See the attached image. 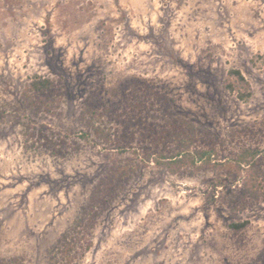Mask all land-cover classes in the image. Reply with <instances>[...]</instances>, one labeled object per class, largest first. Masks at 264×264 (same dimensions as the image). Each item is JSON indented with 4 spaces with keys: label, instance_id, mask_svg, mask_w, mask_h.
<instances>
[{
    "label": "rangeland",
    "instance_id": "rangeland-1",
    "mask_svg": "<svg viewBox=\"0 0 264 264\" xmlns=\"http://www.w3.org/2000/svg\"><path fill=\"white\" fill-rule=\"evenodd\" d=\"M39 77L48 110L26 101ZM174 118L210 162L148 158L179 149ZM245 147L264 148V0H0V264H264V168L237 167ZM114 165L122 185L87 211Z\"/></svg>",
    "mask_w": 264,
    "mask_h": 264
},
{
    "label": "trees",
    "instance_id": "trees-1",
    "mask_svg": "<svg viewBox=\"0 0 264 264\" xmlns=\"http://www.w3.org/2000/svg\"><path fill=\"white\" fill-rule=\"evenodd\" d=\"M30 88L34 95L33 99L30 98L31 96L29 95L26 96V101L29 102L28 104L30 106L37 108L38 111L44 110L45 108L48 110L51 106H53L54 100L50 97L53 88L52 80L46 77L34 78L30 82ZM224 88L231 91H236L237 96L242 100H245L252 95L249 81L238 69H229L227 71V76L224 79ZM135 89L136 88H133L131 92L133 97L137 98L138 93L135 92ZM94 110L98 112V109ZM94 110L89 111L91 114L90 117L93 116L92 111L95 112ZM90 122H92V120H83L81 118V123H84L86 126V128H83L85 127L84 125L83 127H79L83 135L94 133L97 137L111 142V139L109 138V132L101 128H91L92 125ZM169 127L170 131L166 135L168 137L167 139L171 138L173 143L175 142V144L177 143V145H179V149L176 152L158 151L155 153L149 151V153H147L149 159L153 158L152 161H154L156 164L166 165L168 168L172 169L185 164L187 161H190L191 163H196L202 159L207 160L208 162L211 161V156L215 153L213 146L207 150H201L197 148H194L193 150L190 149L191 146L195 144L197 137V131L195 130L193 123L187 120L180 122L174 118ZM164 132L165 129H163V135H165ZM40 134L43 135V133ZM159 137L162 138L164 136H158L157 133L151 134V139L153 140L154 144H157V142L160 141ZM212 144L213 143H211V145ZM117 145L119 146V149L123 151L126 149L118 142V139ZM234 161L239 168L251 167L255 169V166L264 168V148L262 150L259 148L250 147L242 148ZM126 170L127 167H120L118 165H114L110 168L109 173H106L105 178L100 181L92 195H90L88 198L89 202L87 211H92L93 208H96L99 205H105L108 202V200L122 185L121 179L126 176ZM259 185L257 187H259ZM245 223L246 221L233 223L232 227L237 230L242 228Z\"/></svg>",
    "mask_w": 264,
    "mask_h": 264
}]
</instances>
